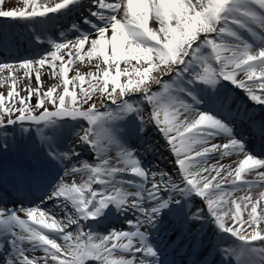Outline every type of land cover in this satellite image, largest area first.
Returning <instances> with one entry per match:
<instances>
[{
	"label": "snow or ice",
	"instance_id": "snow-or-ice-1",
	"mask_svg": "<svg viewBox=\"0 0 264 264\" xmlns=\"http://www.w3.org/2000/svg\"><path fill=\"white\" fill-rule=\"evenodd\" d=\"M3 3L0 264H264V0Z\"/></svg>",
	"mask_w": 264,
	"mask_h": 264
},
{
	"label": "bare ground",
	"instance_id": "bare-ground-1",
	"mask_svg": "<svg viewBox=\"0 0 264 264\" xmlns=\"http://www.w3.org/2000/svg\"><path fill=\"white\" fill-rule=\"evenodd\" d=\"M193 2H195V0H193ZM3 7L5 9H11V8H14V7H23V0H4V3H3ZM92 63L94 64L95 61H92ZM123 68V67H122ZM76 69H79L81 71L82 74L86 73L87 71L89 70H92V71H95L94 68H90L89 64L87 61L85 62H80L78 60H74L73 61V71L70 72V76L74 75V71ZM42 79L45 83H51V81L49 80L48 76L45 74V75H42ZM123 77H122V81H123ZM33 82H34V78H33ZM0 91H3V89H0ZM33 100L35 101V98H33ZM169 157V153L167 151V149L165 147H158L156 149V152L153 154V159L156 160L158 163L156 164H159L160 167L162 168H170L172 167V164L171 163H167V164H164V162L168 159ZM164 161V162H163ZM235 161V162H234ZM222 163L224 165H232L233 167H237L238 166V160H236L235 157H224L223 159H219L218 155H217V158L216 159H213L210 161V164H215V163ZM247 179H254L255 177L253 175H246ZM228 183V181H226ZM261 189H256L254 192H253V198L255 199L256 196L258 195V192L260 191ZM244 193L243 192H240V193H236L235 195L236 196H240V195H243ZM262 207H264V205H262ZM242 211V214L244 216V218H247V211H250V208L248 210H244L243 208L241 209ZM260 211V209H258V212ZM23 215V214H22ZM58 219L60 217H57ZM50 222V221H49ZM60 243H62V241H58ZM39 255H41L42 253H38Z\"/></svg>",
	"mask_w": 264,
	"mask_h": 264
},
{
	"label": "rangeland",
	"instance_id": "rangeland-1",
	"mask_svg": "<svg viewBox=\"0 0 264 264\" xmlns=\"http://www.w3.org/2000/svg\"><path fill=\"white\" fill-rule=\"evenodd\" d=\"M85 81H87V79H86ZM89 86H90V85H89ZM89 86H87V84H86L84 87H89ZM70 88H73V85H72ZM76 90H77V92L79 93V89L77 88ZM33 102H35V101L33 100Z\"/></svg>",
	"mask_w": 264,
	"mask_h": 264
}]
</instances>
